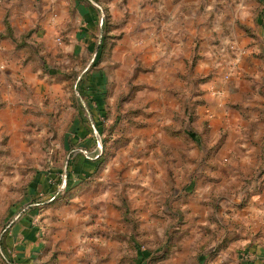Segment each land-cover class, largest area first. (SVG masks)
Returning <instances> with one entry per match:
<instances>
[{"label":"rangeland","instance_id":"1","mask_svg":"<svg viewBox=\"0 0 264 264\" xmlns=\"http://www.w3.org/2000/svg\"><path fill=\"white\" fill-rule=\"evenodd\" d=\"M47 1L49 13L61 4ZM61 1L92 8L95 22L86 25L81 8L68 10L58 34H47V52L30 37L35 27L23 32L25 61L42 51L37 76L23 88L0 77V264H19L8 256L7 232L31 210L46 246L34 264H135L137 249L149 252L144 264L246 260L244 245L264 240V216L247 215L250 200L264 194V156L249 148L264 142H237L232 126L204 117L214 102L202 86L229 79L230 49L204 74L189 71L196 54L186 71L155 75L131 30L134 0ZM223 104L230 120L264 117L257 106ZM85 158L94 171L82 167Z\"/></svg>","mask_w":264,"mask_h":264},{"label":"crops","instance_id":"2","mask_svg":"<svg viewBox=\"0 0 264 264\" xmlns=\"http://www.w3.org/2000/svg\"><path fill=\"white\" fill-rule=\"evenodd\" d=\"M4 1L10 2V6L0 7V65L5 69L0 72V77L21 88L23 84H29V80L37 76V67L36 65L33 67V64H37L36 54L42 52L37 50L28 63L25 61L28 48L26 47L25 51L23 43L21 44V41H26L22 37L23 32L35 27L30 37L42 45L45 44L47 52L53 45L47 34H58L68 18V10L73 13L81 8L84 23L92 25L95 22L94 10L79 6L77 1H72V7L69 9L60 0L61 4H57L51 13L45 10L47 0ZM2 2L0 0L1 4ZM134 2V27L132 29L125 27V46L128 41L131 42L128 35L130 36L132 32L127 30H135V37L140 41L139 44L135 41L136 47L140 52L146 53L143 55L145 65L153 66L155 75L157 73L174 75L178 70L184 71L185 61L194 58L196 54L198 55L196 65L188 70L204 74L221 58L224 47L229 49L235 42L236 48H245V52L240 55L229 50L227 58L229 54L234 55L232 59L235 57L237 63L227 81H219L214 77L203 84V89L210 90L206 91L205 95L214 102L212 107L209 105L207 110H204V117H208L213 125L219 123L232 126L235 131L233 139L237 142L243 140L264 142V131L261 128L264 126L263 116H257L256 112H251L249 117L244 115L243 118L233 120L221 116L225 107L223 103L227 101H239L248 112L256 111L257 106L264 113V0H134ZM75 16L78 19V16ZM238 23L248 27L246 29L251 35L244 34L238 28ZM77 35L75 33L74 37L70 36L69 44L66 45L70 49L78 42ZM4 87L6 86L3 85L2 88ZM6 91L13 99L22 98L23 94H19L18 91ZM245 96L246 100L242 101ZM249 149L255 155L264 156V147L254 145ZM253 203L256 209L252 207ZM248 207L252 212L247 215L264 216V194L252 198ZM35 211L31 210L29 215L15 217L7 232L6 244L10 249L8 256L13 262L34 264L36 256L46 249L43 227L35 226V219L31 218ZM43 221L47 223L48 220L45 218ZM261 229L264 231V223ZM243 249L248 253L244 254L245 259L248 258L240 264L264 262V240L250 241ZM136 262L138 263V257L135 264Z\"/></svg>","mask_w":264,"mask_h":264},{"label":"trees","instance_id":"3","mask_svg":"<svg viewBox=\"0 0 264 264\" xmlns=\"http://www.w3.org/2000/svg\"><path fill=\"white\" fill-rule=\"evenodd\" d=\"M7 30V29H6ZM12 38H13V36H11ZM88 159V160H87ZM90 159L89 158H85V159H83V162H82V167L84 168V164L86 165H88L89 164V166H88V168L87 169H89V172H92V171H94L95 170V168L97 167V166H95V167H93V165H91L93 162H91V161H89ZM75 165V164H74ZM90 167V168H89ZM73 168V167H72ZM66 185H67V180H66ZM32 209V208H31ZM30 209V210H31ZM148 255H149V252H147V251H143V250H139V249H137V257H138V263L137 264H144L143 263V260L144 259H146L147 257H148Z\"/></svg>","mask_w":264,"mask_h":264},{"label":"built area","instance_id":"4","mask_svg":"<svg viewBox=\"0 0 264 264\" xmlns=\"http://www.w3.org/2000/svg\"><path fill=\"white\" fill-rule=\"evenodd\" d=\"M229 49L232 50V51H235L236 54H238V55L243 54L244 51H245V50H243V49L236 48L234 44H231V45L229 46ZM236 61H237V59L234 58L233 61H230V62H229L230 65L232 66L231 70L234 68V66H235V64H236ZM226 77H227V76H226ZM57 186H58V189H59V190L62 189V188L64 189L65 186H66V178L64 177V178L62 179V181H61L60 183L57 184ZM57 191H58V190H57Z\"/></svg>","mask_w":264,"mask_h":264}]
</instances>
